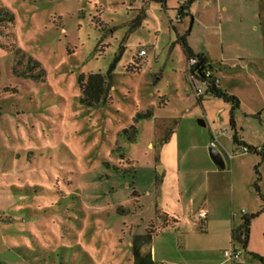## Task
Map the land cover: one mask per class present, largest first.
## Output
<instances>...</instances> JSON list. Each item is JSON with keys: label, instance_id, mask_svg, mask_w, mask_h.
Returning <instances> with one entry per match:
<instances>
[{"label": "rangeland", "instance_id": "rangeland-1", "mask_svg": "<svg viewBox=\"0 0 264 264\" xmlns=\"http://www.w3.org/2000/svg\"><path fill=\"white\" fill-rule=\"evenodd\" d=\"M178 1L166 10L133 0H0L14 15L0 34V264H133L134 238L152 224L156 264H233L191 217L193 184L212 179L210 127L200 124L202 102L172 28L190 27L170 8ZM232 4L223 30L226 56L237 62L223 70L251 103L264 84V0L262 18L245 16L249 0ZM22 57L44 78L16 75ZM135 59L140 70L129 71ZM239 61L250 73H238ZM112 68L108 100L83 104L81 76ZM160 209L176 215L180 234ZM241 250L244 264H262L254 255L264 259V213Z\"/></svg>", "mask_w": 264, "mask_h": 264}, {"label": "crops", "instance_id": "crops-1", "mask_svg": "<svg viewBox=\"0 0 264 264\" xmlns=\"http://www.w3.org/2000/svg\"><path fill=\"white\" fill-rule=\"evenodd\" d=\"M137 1L140 0H133L134 3H137ZM234 1L236 0H230L229 3L228 0H196L189 9L190 16L181 18L178 22L184 25V21L189 20L190 27L192 24L187 38L189 46L195 54L203 55L208 60L217 78L222 76V81L218 79L220 89L229 95L237 97L240 101V108L234 114L235 128L233 129L230 124V104L211 96L208 101L204 102L202 100L201 107L204 110L203 116L205 120L200 121V124L202 126L209 124L210 127L209 141H207L205 149L209 148L210 152L212 149L210 146L211 142L215 141L216 149H218L219 145L225 153L226 162L224 160V168H219L212 158L207 155L208 173L212 174V179L207 184H193V197L189 204L190 210L193 212L196 209L197 199L198 209L194 211V214H191L193 221L196 222L197 218L195 217L205 213V217L200 219L204 229V231H200L201 235H210L213 232L215 237H217V241L213 245L221 247L224 251L229 249L233 242L236 248L241 249L242 247L244 249L239 239L243 230L244 219L261 212L252 220L253 223L255 219L264 213V200L261 198V195L264 197V156L255 153L244 154L242 152L243 147H248L251 150L264 148V84L254 87L255 91L252 92L253 95L250 98L252 102L248 103L244 93L235 89L236 87L231 84L229 75L223 70V68L231 71L235 70V68L230 66L231 63L237 62L236 58L226 56L223 30V22L225 20L227 22L235 10L232 4ZM243 1L246 2L248 0ZM249 1L253 3V7L247 8L245 16L253 17L254 12L255 16L259 13L260 18H262V11L257 12L256 7V3L259 0ZM168 8L169 0H167L165 6L166 10ZM170 8L176 12V18H178V5H172ZM251 8L253 9L251 10ZM175 24V22L172 23V28H174L177 41V37L183 36L190 27L181 32L176 28ZM249 28L254 32L258 31V26L255 23L252 24L250 22ZM182 50L186 60L183 47ZM240 63L241 61H239L238 73H250L249 67ZM233 65L235 66V63ZM216 66L222 69L217 70ZM227 73L230 74L231 72ZM258 73H261L259 67ZM219 130H223L221 134ZM215 132H217V136ZM235 134L237 142L233 141ZM226 136L228 137V143L223 141ZM252 169L255 170L256 177ZM258 174L260 176V194L254 187ZM164 185L156 184L162 198H165ZM158 213L163 216L166 227L170 226L177 234L181 233V228L178 226L179 220L176 215L175 217H170L163 209L158 210ZM215 230L217 231L216 233ZM211 244L209 242L210 246ZM249 246L250 239L246 249ZM152 256L155 261L153 251ZM235 264H244V262L240 260Z\"/></svg>", "mask_w": 264, "mask_h": 264}, {"label": "trees", "instance_id": "trees-1", "mask_svg": "<svg viewBox=\"0 0 264 264\" xmlns=\"http://www.w3.org/2000/svg\"><path fill=\"white\" fill-rule=\"evenodd\" d=\"M144 2H156L160 4L163 8H165L167 0H143ZM196 0H189L186 5L177 8V13L181 18L188 17L189 9L193 2ZM14 21L13 13L4 5L0 4V34H7V30L12 27L11 22ZM193 23V22H192ZM192 27V24H191ZM190 29L183 35L177 37V42L182 45L185 55H186V63L188 64L191 59H197V64L193 67H189L188 74L194 77V83H191V88L197 94L195 83H198L205 89V93L202 96H196L197 99L202 102L205 96H211L216 99H221L224 102L231 105V116H230V124L231 127L235 128L234 114L240 108V101L237 97L229 95L223 92L218 85L215 84L214 77H207V71H213L212 66L209 64L208 60L203 55L195 54L194 51L188 44L187 38L190 34ZM174 30V28H173ZM11 31V30H10ZM0 47L5 48L6 46L2 43L0 39ZM26 62V57H22L18 61V67L15 69V74L18 76H22L24 78H30L33 80H41L44 78V72L39 69V64L35 61L29 60L33 65H29L24 69L23 63ZM28 63V61H27ZM38 67V71L37 68ZM141 64H139L138 60L135 59L133 64L129 67V71L138 72L140 70ZM113 68L107 73V75H103L101 73L98 74H90L88 77L81 76L80 78V90H81V101L83 104L93 107L100 103H105L108 100L109 90L112 87V75ZM145 117H150V113L146 114ZM233 141L237 142L236 134L233 136ZM251 150V149H250ZM249 153L259 154L256 149H252ZM260 176L258 174V178L254 183V187L256 191L260 194L259 188ZM261 198L264 200V197L261 195ZM261 213V212H260ZM258 213V214H260ZM257 214V215H258ZM257 215H253L251 217H246L244 219L243 230L241 231V235L239 237L244 249H246L248 241L250 239V229L251 223ZM158 217L163 218V216L158 213ZM164 221V220H163ZM157 231L154 224H152L151 228L147 231L145 235L135 236L134 242L132 244V254H133V264H156L153 259L151 252V245L153 234ZM144 249H148L144 252ZM257 259L260 260L262 264H264V259L258 255H254Z\"/></svg>", "mask_w": 264, "mask_h": 264}, {"label": "built area", "instance_id": "built-area-1", "mask_svg": "<svg viewBox=\"0 0 264 264\" xmlns=\"http://www.w3.org/2000/svg\"><path fill=\"white\" fill-rule=\"evenodd\" d=\"M140 1H143V0H140ZM188 1H189V0H179V1H178V8H180L181 6L186 5V3H187ZM180 20H181V17L178 15L177 21L179 22ZM145 56H147V52H146L145 50H141V51L139 52V58L143 59ZM196 64H197V59H191V60L189 61V63H188V69H189V67H193V66H195ZM188 75H189V74H188ZM206 75H207V77H211V76L214 77V78H215V84L219 86V80H218V78L214 75V72H213V71H210V70L207 71ZM189 79H190V82H191V83H194V82H195V81L193 80V79H194L193 76H190V75H189ZM194 86L196 87V90H197V94H196V96H202V95L205 93V89H204V87H202V86L199 85L198 83H195ZM210 146H211L212 149H213V148L216 149V142H215V141L211 142V145H210ZM250 151H251V150H250V148H248V147H243V148H242V152H243L244 154H247V153H249ZM257 152H258L259 154H261V155L264 156V148H262V149H260V150H257ZM198 217H199V219L204 218V217H205V213H201ZM234 244H235V243L233 242L231 248H230L229 250H226V251L224 252V255H225L226 260L229 261L230 263H233V264H234L235 262L239 261V260L241 259V256H242V250L236 248Z\"/></svg>", "mask_w": 264, "mask_h": 264}, {"label": "water", "instance_id": "water-1", "mask_svg": "<svg viewBox=\"0 0 264 264\" xmlns=\"http://www.w3.org/2000/svg\"><path fill=\"white\" fill-rule=\"evenodd\" d=\"M210 157L212 158L213 162L219 167V168H224L225 167V163H224V159L221 155V153L217 150V149H211L210 152ZM162 174V172H161Z\"/></svg>", "mask_w": 264, "mask_h": 264}]
</instances>
